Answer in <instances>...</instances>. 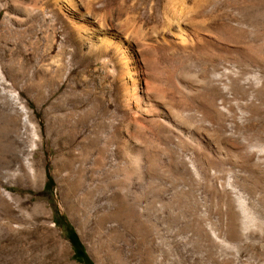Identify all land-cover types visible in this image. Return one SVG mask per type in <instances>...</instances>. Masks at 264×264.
I'll use <instances>...</instances> for the list:
<instances>
[{
    "label": "rangeland",
    "instance_id": "obj_1",
    "mask_svg": "<svg viewBox=\"0 0 264 264\" xmlns=\"http://www.w3.org/2000/svg\"><path fill=\"white\" fill-rule=\"evenodd\" d=\"M77 1L94 24L130 42L143 80L174 92L160 105L192 128L195 148L145 129L157 159L140 161L143 174L132 167L130 207L119 215L113 187L86 189L91 160L80 177L71 159L88 128L77 120L81 88L85 78L101 83V65L70 53L72 31L55 6L64 1L0 0V264H264V0ZM178 21L196 39L180 42ZM108 88L102 98L118 121L119 82ZM210 97L207 119L198 109ZM157 196L156 223L145 205Z\"/></svg>",
    "mask_w": 264,
    "mask_h": 264
},
{
    "label": "bare ground",
    "instance_id": "obj_2",
    "mask_svg": "<svg viewBox=\"0 0 264 264\" xmlns=\"http://www.w3.org/2000/svg\"><path fill=\"white\" fill-rule=\"evenodd\" d=\"M62 1L64 2H56L55 6L69 22V27L72 31L71 40H73V43L71 47L69 46L71 49H69L70 53L77 52L84 59L98 62L104 71L102 81L97 87L88 82L87 78L84 79L85 84L81 88V91L83 92V99L82 101H79V104L83 107V109L79 112L80 116L77 120L81 126L84 124L88 128L82 133V136H80L78 144L76 143L79 151L76 155L71 156V159L73 161H78V171L80 172V177L82 174H86V161L88 159L91 160V164L88 167L90 172L89 177L91 180L95 179V181L93 180L91 183L90 181H88V183L86 182V189H107L113 187L112 189L117 191V195L114 196V199L120 202L119 215H121V210H126L125 205L130 207V200L128 199V193L130 192L129 190L131 186L129 181V172L133 167L134 170L143 174L147 166L144 167L145 164L142 165L140 161L143 159L147 160L152 156L155 158L157 154L156 153L154 155L153 152L148 153L149 151L146 145L147 141H142L147 134L144 130L146 129L149 136L152 138L155 137L163 141L165 144L168 142H174L176 146H181L189 150L193 148L194 132L191 127L183 126L178 120H176L177 122L174 121L169 113L166 114L165 111H163L165 106L164 108L163 106L161 107L160 101L162 105L163 101L170 102L174 92L171 91V94L167 95L159 83H155L154 81L146 82L140 77V73L136 69V60L134 61L132 55L130 54L132 46L129 41L121 38V35H115L113 32H110L112 28L110 29L108 27H102L94 24V20L89 16L88 12L84 11L82 6L80 7L77 0ZM175 32L180 42L185 40L192 41V39L194 40L196 37V35L194 36L191 32L184 30L182 23L179 21L175 25ZM52 33L53 34L49 35L50 46L57 43V34L54 31H52ZM64 49L65 50H62L61 52V64L65 63L64 55L67 53L66 47ZM110 63H116L118 65V69L115 74H112L113 71L111 72V68L109 69L108 67ZM63 79L64 77L61 78L60 76L58 84L62 83ZM112 79H116V81L119 82V103L121 105V115L118 121L115 119L114 113L109 109V100H104V98H102L103 93H105L106 90L110 91V88L108 87L109 82H111ZM37 84L38 85L35 89L38 92L40 90V84ZM183 90L186 92L191 91V89L187 87H184ZM217 93L218 96L224 97V89L219 88ZM212 103L213 97H210L204 103L199 104L200 108L198 110H200L203 116L207 119L212 118L213 111L211 112L210 110ZM170 105L168 104L169 107ZM195 106L196 105H193V108H195ZM187 116L189 121L193 120L192 113L189 112ZM90 118L93 120L91 126L89 127ZM33 128L35 132L34 142L38 145L42 141L39 124L34 125ZM78 131L79 130H77V134ZM73 133L75 137V129L73 130ZM194 141H196V138ZM151 150L152 149H150V151ZM201 151L204 152L205 150ZM164 152H162V154H165ZM173 152L171 156L173 155V157L179 161V156L176 154L174 155ZM159 155L160 153L158 156ZM4 158L6 157L3 155L1 161H4ZM155 159H157V157ZM35 164L37 166L34 167V169L32 168V170L39 175L40 169L38 168V163ZM152 201V208L150 207V201H147L145 208L146 211L151 209L152 217L157 223L160 221L161 215L160 198L157 196ZM4 203L6 202L4 201ZM136 214H134V216L138 218L141 217V215L137 212Z\"/></svg>",
    "mask_w": 264,
    "mask_h": 264
},
{
    "label": "trees",
    "instance_id": "obj_3",
    "mask_svg": "<svg viewBox=\"0 0 264 264\" xmlns=\"http://www.w3.org/2000/svg\"><path fill=\"white\" fill-rule=\"evenodd\" d=\"M69 239L73 242V238L69 235ZM74 256L75 258H77L78 260H82L84 262L87 263V257L85 252L83 251V249L81 248V246H75L74 245Z\"/></svg>",
    "mask_w": 264,
    "mask_h": 264
}]
</instances>
